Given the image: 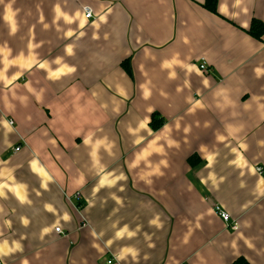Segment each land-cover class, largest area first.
Instances as JSON below:
<instances>
[{"label": "crops", "instance_id": "obj_1", "mask_svg": "<svg viewBox=\"0 0 264 264\" xmlns=\"http://www.w3.org/2000/svg\"><path fill=\"white\" fill-rule=\"evenodd\" d=\"M206 1L0 0V264H264V0Z\"/></svg>", "mask_w": 264, "mask_h": 264}, {"label": "built area", "instance_id": "obj_2", "mask_svg": "<svg viewBox=\"0 0 264 264\" xmlns=\"http://www.w3.org/2000/svg\"><path fill=\"white\" fill-rule=\"evenodd\" d=\"M84 14H85L86 19H92L93 18V11L90 8H85ZM200 69L203 71H207L208 65L204 61H202L201 65H200ZM10 124L12 125L13 122L10 121ZM20 150H21V147H19V146L14 149L15 152H19ZM257 171L259 173H261L262 169L258 168ZM75 198L77 201H81L82 196L80 193H78L77 195H75ZM80 208L81 207H78L77 209L80 210ZM215 211L222 218V220L226 223V225L229 229H231L233 231H237L239 229V225H238L237 221H233L231 219V216L228 213H226L225 211H223L220 206H216ZM84 226H86V222H84ZM56 232L58 234H62V235L64 234L60 228H57ZM113 262H114V259H110V261H108V264H112Z\"/></svg>", "mask_w": 264, "mask_h": 264}, {"label": "trees", "instance_id": "obj_3", "mask_svg": "<svg viewBox=\"0 0 264 264\" xmlns=\"http://www.w3.org/2000/svg\"><path fill=\"white\" fill-rule=\"evenodd\" d=\"M217 3H218V0H207L206 7L208 10L215 13L217 10ZM249 32L253 37L260 39V37L264 34V23L260 21H254L252 23V27ZM125 68L126 70H129L128 65H125ZM161 124H163V121L161 119L159 121L157 120V117L153 118L152 127L154 129H158L161 126ZM234 264H249V263L244 259H239Z\"/></svg>", "mask_w": 264, "mask_h": 264}, {"label": "rangeland", "instance_id": "obj_4", "mask_svg": "<svg viewBox=\"0 0 264 264\" xmlns=\"http://www.w3.org/2000/svg\"><path fill=\"white\" fill-rule=\"evenodd\" d=\"M115 261V260H114Z\"/></svg>", "mask_w": 264, "mask_h": 264}]
</instances>
